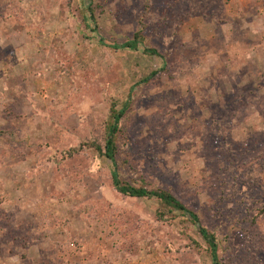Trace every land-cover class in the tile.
<instances>
[{
  "label": "rangeland",
  "instance_id": "1",
  "mask_svg": "<svg viewBox=\"0 0 264 264\" xmlns=\"http://www.w3.org/2000/svg\"><path fill=\"white\" fill-rule=\"evenodd\" d=\"M125 102L119 177L195 211L220 264H264V0H0V264H210L86 145Z\"/></svg>",
  "mask_w": 264,
  "mask_h": 264
},
{
  "label": "trees",
  "instance_id": "2",
  "mask_svg": "<svg viewBox=\"0 0 264 264\" xmlns=\"http://www.w3.org/2000/svg\"><path fill=\"white\" fill-rule=\"evenodd\" d=\"M93 18V17H92ZM140 32L134 34V38L121 44L113 45L114 48H127L135 50L138 47V37ZM144 53L149 55H159L156 49L151 47H144ZM154 73V72H153ZM152 73V74H153ZM148 78H144L143 81H147ZM128 107V102H125L122 108L114 110L111 107V121L106 129V137L103 147L96 142L86 143L88 147L94 148L97 152L103 155L106 159L111 162V181L115 190L122 195L129 196L132 198H155L157 199L167 210L166 212H178L188 218V221L197 227V232L201 239L207 246L210 264H220L218 256V241L215 234L209 231L201 222L198 214L178 199L172 192L163 188H147L143 185H133L123 181L119 177L118 166L116 162V144L114 140L115 133L120 129V122ZM165 215L164 211L157 213L158 218L162 219Z\"/></svg>",
  "mask_w": 264,
  "mask_h": 264
}]
</instances>
